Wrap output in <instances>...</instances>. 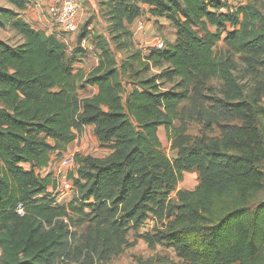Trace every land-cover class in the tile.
<instances>
[{"label":"trees","instance_id":"16d2710c","mask_svg":"<svg viewBox=\"0 0 264 264\" xmlns=\"http://www.w3.org/2000/svg\"><path fill=\"white\" fill-rule=\"evenodd\" d=\"M5 1L0 27L23 41L0 38L1 263L57 264L67 254L71 227L86 224L84 261L62 264H107L130 232L152 219L153 230L141 237L150 247L168 246L186 264H264L260 0H100L108 36L85 26L72 51L62 35L25 18L30 0ZM147 12L170 21L174 42L132 51L119 62L115 50L134 49L133 25ZM84 39L98 52L87 75L75 66L85 56ZM221 41L225 50L217 53ZM237 56L246 65L242 77ZM154 67L160 71L142 76ZM215 79L222 81L219 114L206 126H217L220 135L192 137L181 105L193 88L197 93ZM89 86L97 92L82 96ZM226 117L234 123L221 121ZM87 126L109 153L75 154L76 194L61 204L51 191L59 186L55 174L38 170ZM161 127L175 159L163 148ZM191 170L199 173L198 186L178 189ZM19 204L24 215L16 212Z\"/></svg>","mask_w":264,"mask_h":264},{"label":"rangeland","instance_id":"374dc122","mask_svg":"<svg viewBox=\"0 0 264 264\" xmlns=\"http://www.w3.org/2000/svg\"><path fill=\"white\" fill-rule=\"evenodd\" d=\"M258 5L264 11V0L258 1ZM84 19H88L87 23L89 25L87 23L80 24L79 30L75 34L73 40L68 41L70 51H72L79 45L78 42L80 39V35L85 26H90L92 23H95L96 25L100 24L97 21V12L94 10L86 11V16ZM107 26L108 25H106L105 23L103 25H100L98 27V31H100L101 33H106V35L108 36ZM153 27L157 31L154 37L160 36L164 38L166 42L175 39V29L171 25L156 23L155 25H153ZM0 38L3 40H7L11 44L20 43V35L15 30L9 28L3 29L0 27ZM152 39L144 43L142 42V44L144 45V47L142 48L141 43L136 44L134 46V49L130 50L129 52L115 50L119 62H121L122 59L132 51H144L145 48L149 47L148 43ZM88 43L92 45V42L89 39ZM224 50L225 44L223 41H221L217 45L216 51L217 53H221ZM88 51L90 53V64L93 65L95 63V59L97 58L96 51L93 48L92 50ZM236 61L238 63L236 74L238 75V77H242L244 75L246 65L239 56L236 57ZM159 71V68L154 67L151 68L148 73H144L142 76H150L152 74L158 73ZM125 85L126 90H129V88L131 87L129 80L125 79ZM170 86L171 84L166 85V87ZM86 89L87 87L81 89L80 93L82 96L86 94ZM194 89L195 88H193V91L191 92L190 99L186 100L181 105L182 114L184 115V121L182 123L186 125V133L191 135L192 137H200L203 135H206L208 137L219 136L220 130L217 126H213V128L209 129L207 128L206 124L208 122V118L211 115L219 114L216 111V108L218 106L216 105L215 100L221 97L222 95V81L217 79L212 80L211 82L202 85L199 89V92L197 93ZM221 121L230 124L234 123V120L232 121L229 117L222 118ZM180 124L181 123L177 122L176 125ZM159 136L166 154L170 158L175 159L177 151L172 149V142L170 140V136L164 127L160 128ZM78 152H81L83 154H91L97 157H103L109 153V150L104 149L99 145L98 139L93 130L86 129L82 134L79 135V137L72 143L70 148L64 154L59 153L57 151H53L51 153V165L39 170L44 175L53 172L57 177V183L59 184V186L56 189L51 188V191L54 195H56L58 202H60L61 204L70 203L76 194V188L74 186L73 180L70 178V174H77V164L74 158L75 154ZM198 184L199 173L196 170H191L186 172L184 179L179 184L178 189L193 190L198 186ZM167 222L168 221L165 218L160 221V225L162 223ZM155 223L156 221L151 219L147 221L144 226H141L137 232L131 231L129 234L128 244L123 246L119 252L110 254L108 256L107 264H142V262L145 263V261L149 260L152 262V264H186L183 260L177 257L173 253L172 249H170L168 246L158 244L155 247H150L149 244L144 240V238L141 237L143 233H148V231L153 230L154 225H156ZM86 228V224L71 227L72 234L69 241L67 254L61 257L57 261V264H62V262L71 261V259L74 260V263H80L84 261L85 252H83V250L84 235ZM0 264H2L1 261Z\"/></svg>","mask_w":264,"mask_h":264},{"label":"crops","instance_id":"0c3cea01","mask_svg":"<svg viewBox=\"0 0 264 264\" xmlns=\"http://www.w3.org/2000/svg\"><path fill=\"white\" fill-rule=\"evenodd\" d=\"M58 1L59 0H41L38 3L31 4L30 7L23 12V14H24L25 18L30 23L37 24L39 27H43V28L47 29L49 32H55V31H57V29L55 28L54 24L52 23V21L48 17L47 10H48L49 5H51L55 2H58ZM96 1H97V4H96ZM0 4H8V3L5 0H0ZM90 10H94L97 12V17H98L97 21L100 23L99 25L92 23L89 26L90 28L98 29V27L100 25H103L104 23L106 25H108V22L105 19H103L102 13L100 11V0H79L78 8H77V19L79 22V26H80V24H86L87 23L88 19H84V18L86 16V11H90ZM156 23L171 25L170 21H168L167 19L157 18L149 12L145 13L143 16H141L134 23L133 30L135 33V45L141 43V48H142V47H144L142 42L144 43V42H146V41H148L154 37V35L156 34L157 31L154 29L153 25H155ZM74 37H75V34H72V35L64 34V36L62 34V38L67 40V42L69 40H73ZM174 40H171L170 42H174ZM22 41H23V39L20 36V43ZM82 46L85 48V51H86L85 56H80L78 58V61L75 63V66L77 68L76 70H80L81 72H83V74L87 75L92 71L94 66L97 65V63H98V52H96L97 58L95 59V63L93 65H91L90 64L91 60L89 59L90 53L88 50H92V48L94 49V46L88 43V39H84L82 41ZM148 48L149 47L145 48V50L143 52L147 53ZM85 91H86L85 96H92L93 94H95L97 92V88L89 86ZM86 129L92 130V127L87 126ZM71 145H72V143H71ZM70 146H69V148H70ZM51 163H52V161L50 162L49 165H51ZM0 254H2L1 248H0Z\"/></svg>","mask_w":264,"mask_h":264},{"label":"built area","instance_id":"2783aa9c","mask_svg":"<svg viewBox=\"0 0 264 264\" xmlns=\"http://www.w3.org/2000/svg\"><path fill=\"white\" fill-rule=\"evenodd\" d=\"M31 4L38 3L41 0H30ZM79 0H59L48 7V15L57 29L58 34H76L79 30V22L77 19V8ZM221 11L227 12V8H222ZM165 40L162 37L153 38L149 43V47L162 49L165 47ZM17 213L24 215L25 208L19 204L16 210Z\"/></svg>","mask_w":264,"mask_h":264}]
</instances>
